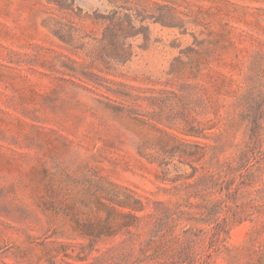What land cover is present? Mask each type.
Segmentation results:
<instances>
[{
    "label": "rangeland",
    "instance_id": "rangeland-1",
    "mask_svg": "<svg viewBox=\"0 0 264 264\" xmlns=\"http://www.w3.org/2000/svg\"><path fill=\"white\" fill-rule=\"evenodd\" d=\"M114 15L126 31L118 59L102 40V17ZM190 48H210L196 78ZM250 88L264 126V0H0V264H108L61 244L92 238L126 188L151 199L140 214L174 202L147 159L160 130L231 158ZM179 96L186 114L215 124L208 138L178 132ZM168 169L190 171L177 158ZM256 188L229 202L242 218L222 230L212 264H264V175ZM198 228L203 248L210 233Z\"/></svg>",
    "mask_w": 264,
    "mask_h": 264
},
{
    "label": "trees",
    "instance_id": "trees-1",
    "mask_svg": "<svg viewBox=\"0 0 264 264\" xmlns=\"http://www.w3.org/2000/svg\"><path fill=\"white\" fill-rule=\"evenodd\" d=\"M102 18L107 20L102 28V40L111 38V57L118 59L122 55L126 56L124 44L117 39L120 36L124 39L125 27L116 20L115 15ZM169 18L170 21L166 25L173 26L176 20L174 15L169 14ZM128 25L130 28V23ZM189 50L193 55L189 57L186 65L191 76L196 78L204 64L200 55H207L210 48ZM181 97L179 96V99L182 102ZM254 104L253 89L250 88L242 102L244 110L241 119L247 121L248 125L246 139L237 147L234 155L223 163L219 144L207 145L187 141L173 133L160 130V136L151 143L156 155L147 159L158 166L155 178L164 185L159 188L165 192L171 191L175 195L174 202L170 204L154 201L152 212L140 214L151 199L146 196V201L143 202L135 197L133 191L126 188L124 197L112 195L108 199L110 203L104 204L108 216L103 223L96 226L92 238L86 243L61 244V247L77 248V253L83 254V257H78L79 260L90 256L96 263L108 261V264H212L213 254L219 248L217 241L222 230L224 231L229 223L241 221L242 218L241 213L237 211L238 207L232 209L229 202L236 201L245 187L258 191L256 185L264 175V126ZM187 107L188 105L182 102V127L178 132L186 137L208 138L209 135L205 131L212 129L215 124L210 121L208 125L200 123L195 117V109H191L192 115L186 114ZM173 158H177L179 164L187 165L190 171L176 172L170 176L168 165ZM178 168L175 164L174 169ZM113 215L121 217V221L115 225L109 219ZM198 224L207 225L205 232L210 233L208 244L203 248L200 246L204 240L201 238L203 228L194 230ZM142 230L145 231L143 235ZM104 233L110 238L120 234V238L112 242L113 244H103L99 237ZM196 246L201 249L197 251Z\"/></svg>",
    "mask_w": 264,
    "mask_h": 264
}]
</instances>
